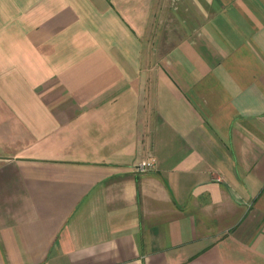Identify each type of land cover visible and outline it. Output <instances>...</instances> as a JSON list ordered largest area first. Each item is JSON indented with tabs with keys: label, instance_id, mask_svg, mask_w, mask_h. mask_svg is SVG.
I'll list each match as a JSON object with an SVG mask.
<instances>
[{
	"label": "crops",
	"instance_id": "1",
	"mask_svg": "<svg viewBox=\"0 0 264 264\" xmlns=\"http://www.w3.org/2000/svg\"><path fill=\"white\" fill-rule=\"evenodd\" d=\"M0 264H264V0H0Z\"/></svg>",
	"mask_w": 264,
	"mask_h": 264
},
{
	"label": "built area",
	"instance_id": "2",
	"mask_svg": "<svg viewBox=\"0 0 264 264\" xmlns=\"http://www.w3.org/2000/svg\"><path fill=\"white\" fill-rule=\"evenodd\" d=\"M154 165V160H143L138 168L141 170H146L148 167L153 166Z\"/></svg>",
	"mask_w": 264,
	"mask_h": 264
}]
</instances>
